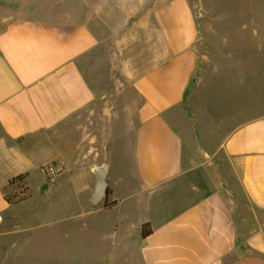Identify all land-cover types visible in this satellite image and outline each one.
Listing matches in <instances>:
<instances>
[{"label": "crops", "instance_id": "1", "mask_svg": "<svg viewBox=\"0 0 264 264\" xmlns=\"http://www.w3.org/2000/svg\"><path fill=\"white\" fill-rule=\"evenodd\" d=\"M198 35L189 0H0V264H13L30 222L55 242L72 216L94 228L106 264H264V108L249 86L202 131L197 111H179L201 68ZM135 41L147 59L132 75L122 64L118 107L115 61L101 53L126 62ZM115 116L121 136L133 131L130 175L110 148ZM99 166L109 191L92 205ZM33 172L48 210H18L30 194L5 198L12 178ZM68 173L80 192L53 194Z\"/></svg>", "mask_w": 264, "mask_h": 264}, {"label": "rangeland", "instance_id": "2", "mask_svg": "<svg viewBox=\"0 0 264 264\" xmlns=\"http://www.w3.org/2000/svg\"><path fill=\"white\" fill-rule=\"evenodd\" d=\"M189 1L194 7L199 29L196 46L201 68L195 77L197 86L193 87L192 97L182 104L179 111L184 115H191L197 111L199 130L202 131L209 122L208 116L210 118L215 116L217 119L219 113L224 111L223 106L227 102H233L232 104L235 105L244 103L245 99L241 94L246 92L249 86L257 92L259 103L264 108V0ZM128 52L130 54L126 62L122 60V57L105 56L104 50L100 57L103 63H111V59L115 61L113 77L115 82L116 77L120 81L115 85L112 83L109 90L113 92L114 104L118 107H124L127 99L125 93H120L124 86H120V89L116 86L121 83L127 86L122 64L129 65L132 75V69H140L144 59H147L139 55L143 49L137 47L136 41L131 43ZM124 121L125 119L117 120L116 116L114 117L110 148L114 155L124 157V171L130 175L129 155L133 131L129 129L127 135L121 136L126 129L122 126ZM174 123L175 127L180 129L179 125ZM120 150H122L121 153ZM54 171L56 170L49 169L50 174ZM72 174L80 176L82 170L73 169ZM72 174L63 175L51 192L53 194L80 192L79 184H72L66 179ZM42 184L41 177L37 172H33L27 179L11 180L7 196L15 201L30 194L29 204L19 205V203L18 210L25 211L34 207L48 210L49 206L41 205L35 197L40 192ZM62 207L66 212H73L76 208L74 202ZM40 224L30 222L31 226L37 227L35 233L18 241L13 264H106L104 256L107 253V247L102 244L95 248L92 240L97 234L90 226L91 224L84 228L72 216L60 224L61 236L55 242L43 237L45 225ZM121 261V259L116 260L115 264H124Z\"/></svg>", "mask_w": 264, "mask_h": 264}, {"label": "water", "instance_id": "3", "mask_svg": "<svg viewBox=\"0 0 264 264\" xmlns=\"http://www.w3.org/2000/svg\"><path fill=\"white\" fill-rule=\"evenodd\" d=\"M196 83V78L193 77L191 79V83L189 85V88H193ZM94 176H95V182L93 186V190L91 193V204L96 205L98 202H100L102 199H104L107 196L108 191V180L107 176L109 174V170L106 166H99L95 168L94 170Z\"/></svg>", "mask_w": 264, "mask_h": 264}, {"label": "trees", "instance_id": "4", "mask_svg": "<svg viewBox=\"0 0 264 264\" xmlns=\"http://www.w3.org/2000/svg\"><path fill=\"white\" fill-rule=\"evenodd\" d=\"M22 178H23V176L22 175H19V176H16V177L12 178L11 180H13V179H17L18 180V179H22ZM11 180L9 181V184H10ZM108 191H107V194H108ZM5 198H6V200L9 203L17 202V201L22 200V198H21V199H18V200H15L14 201V200L11 199V197L7 196V194L5 195ZM113 203L114 202H110V203L105 202L104 205H105V207H109ZM150 231H151V227H150V224L149 223L142 224V226H141V236L142 237H145L146 235H148L150 233Z\"/></svg>", "mask_w": 264, "mask_h": 264}]
</instances>
